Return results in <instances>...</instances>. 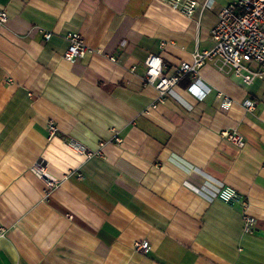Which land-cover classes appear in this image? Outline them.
Returning <instances> with one entry per match:
<instances>
[{"label": "crops", "instance_id": "obj_1", "mask_svg": "<svg viewBox=\"0 0 264 264\" xmlns=\"http://www.w3.org/2000/svg\"><path fill=\"white\" fill-rule=\"evenodd\" d=\"M196 1L187 16L168 0H0V264H264V75L208 62L163 102L145 83L149 54L170 74L214 46L231 0ZM70 32L89 48L75 60ZM33 166L61 183L48 190ZM224 186L249 200L252 234Z\"/></svg>", "mask_w": 264, "mask_h": 264}, {"label": "built area", "instance_id": "obj_2", "mask_svg": "<svg viewBox=\"0 0 264 264\" xmlns=\"http://www.w3.org/2000/svg\"><path fill=\"white\" fill-rule=\"evenodd\" d=\"M170 5L181 10L187 16H193L198 2L196 0H168ZM9 15L0 4V28L8 21ZM49 39L51 32H46ZM214 46L211 49H197L193 52L192 61H183L177 65L173 73H166V65L160 54H149L145 60L146 74L145 83L153 85L159 92V101L163 102L167 94L185 78L193 80L190 90L200 82V69L208 62H212L219 70L224 72H235L247 84L252 83L256 78L264 75V0H231L224 6L220 13L218 23L212 31ZM69 41L68 48L64 54L67 60H75L83 57L88 46L84 42L81 34L70 32L66 36ZM164 45V44H162ZM249 62H256L262 70H254L246 65ZM202 95L205 92L202 90ZM234 101L225 97L222 109L228 110ZM244 105L248 110L254 108V102L245 100ZM157 105L154 104L153 107ZM49 138L60 135L59 129L54 122H50L48 128ZM235 144L242 146L243 137L237 132L224 130L221 132ZM66 144L79 154L90 157L93 155L86 147L74 138L64 136ZM118 144L122 143V138L116 137ZM98 154H102L99 150ZM32 170L45 182L48 190L57 187L61 179L50 175L45 168L33 166ZM81 176V174H80ZM217 197L227 204H239L243 210V230L252 234L257 227V219L249 213L250 202L236 189L228 186L222 187ZM135 248L140 251L148 249V243H136Z\"/></svg>", "mask_w": 264, "mask_h": 264}]
</instances>
